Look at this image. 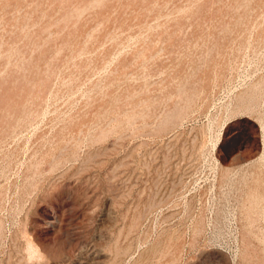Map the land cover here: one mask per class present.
Returning <instances> with one entry per match:
<instances>
[{"label":"rangeland","instance_id":"1","mask_svg":"<svg viewBox=\"0 0 264 264\" xmlns=\"http://www.w3.org/2000/svg\"><path fill=\"white\" fill-rule=\"evenodd\" d=\"M263 124L264 0H0V264H264Z\"/></svg>","mask_w":264,"mask_h":264},{"label":"bare ground","instance_id":"2","mask_svg":"<svg viewBox=\"0 0 264 264\" xmlns=\"http://www.w3.org/2000/svg\"><path fill=\"white\" fill-rule=\"evenodd\" d=\"M58 1V0H57ZM58 4V3H57ZM44 18V17H43ZM58 18V17H57ZM44 41V40H43ZM255 93V92H254ZM242 94V93H241ZM246 96V95H245ZM230 111V110H229ZM232 116H228L226 117V119H224L219 127V131H218V137L217 140L215 141V143L213 144V149L216 150L218 145L221 142V135H223L224 130L226 129L227 126H229L228 124L230 123V119ZM205 129V128H204ZM263 142H264V124H263ZM207 131V130H206ZM202 133V132H201ZM206 134V133H205ZM202 135V134H201ZM262 159V158H260ZM263 160V159H262ZM258 162V161H257ZM258 164V163H257ZM241 166V165H240ZM238 168V167H237ZM231 170V169H230ZM233 170V169H232ZM235 171V170H234ZM39 172V171H38ZM228 172V170H227ZM228 175V174H227ZM236 178V177H235ZM260 182V181H259ZM35 184V183H34ZM250 185V184H249ZM264 190V189H263ZM252 196V195H251ZM259 200V199H258ZM259 203V202H258ZM256 209V208H255ZM257 210V209H256ZM250 211V210H249ZM260 213V212H259ZM258 214V213H257ZM197 223V222H196ZM171 235V234H170ZM181 235V234H180ZM167 236V234H166ZM179 236V235H178ZM177 236V237H178ZM170 238V237H169ZM168 240V239H167ZM178 241V240H177ZM166 242V241H165ZM247 242V241H246ZM161 246V245H160ZM177 247V246H176ZM161 248V247H160ZM32 249V248H31ZM162 249V248H161ZM174 249V248H173ZM247 249V248H246ZM29 250V249H28ZM119 251V250H118ZM170 251V250H169ZM173 252V251H172ZM256 252V251H255ZM121 254V253H120ZM245 255V254H244ZM35 256V255H34ZM167 256V255H166ZM173 256V255H172ZM42 257V256H41ZM157 257V256H156ZM115 259V258H114ZM244 259V258H243ZM247 259V258H246ZM116 260V259H115ZM98 261V260H97ZM117 264V263H116ZM143 264V263H142Z\"/></svg>","mask_w":264,"mask_h":264}]
</instances>
